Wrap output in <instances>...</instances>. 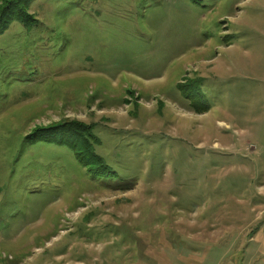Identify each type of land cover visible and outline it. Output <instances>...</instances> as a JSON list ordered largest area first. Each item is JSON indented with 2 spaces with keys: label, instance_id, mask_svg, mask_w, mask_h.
<instances>
[{
  "label": "rangeland",
  "instance_id": "374dc122",
  "mask_svg": "<svg viewBox=\"0 0 264 264\" xmlns=\"http://www.w3.org/2000/svg\"><path fill=\"white\" fill-rule=\"evenodd\" d=\"M29 12L0 34V264H264V0ZM69 120L114 177L26 140Z\"/></svg>",
  "mask_w": 264,
  "mask_h": 264
},
{
  "label": "trees",
  "instance_id": "16d2710c",
  "mask_svg": "<svg viewBox=\"0 0 264 264\" xmlns=\"http://www.w3.org/2000/svg\"><path fill=\"white\" fill-rule=\"evenodd\" d=\"M32 0H0V34L4 32L11 22L18 21L24 26L35 23L34 16L29 12V4ZM186 83H189L186 81ZM193 82L192 86L194 85ZM185 82L177 84L181 95L188 99L191 108L195 112H206L209 105L196 91L185 88ZM30 143L44 142L58 146H64L71 151L76 161L91 175L106 178L116 174L106 164L96 146L98 137L92 132V124L78 120L59 122L55 125L34 128L33 132L26 135Z\"/></svg>",
  "mask_w": 264,
  "mask_h": 264
}]
</instances>
